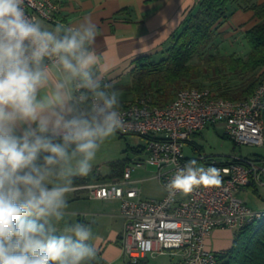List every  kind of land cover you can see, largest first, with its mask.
I'll list each match as a JSON object with an SVG mask.
<instances>
[{"label": "clouds", "instance_id": "9594fccd", "mask_svg": "<svg viewBox=\"0 0 264 264\" xmlns=\"http://www.w3.org/2000/svg\"><path fill=\"white\" fill-rule=\"evenodd\" d=\"M24 6L0 0V264H92V225L57 226L74 180L125 127L120 93L99 72L91 19L49 29ZM220 182V169L190 160L165 189L174 198Z\"/></svg>", "mask_w": 264, "mask_h": 264}, {"label": "built area", "instance_id": "2783aa9c", "mask_svg": "<svg viewBox=\"0 0 264 264\" xmlns=\"http://www.w3.org/2000/svg\"><path fill=\"white\" fill-rule=\"evenodd\" d=\"M24 7L29 17L47 22H54L58 11L55 0H25ZM121 111L125 127L118 132L146 138L143 162L156 166L154 177L162 196H141L140 186L131 178V170L140 163L137 160L127 163L118 178L75 188H87L89 197L119 200L123 220L119 241L127 261L147 254H179L184 264H215V253L205 247L214 228L237 229L264 216V208H251L235 194L251 183L264 184V153L236 154L222 161L201 153L187 157L183 146L197 131L218 123L234 144L264 146V77L240 100L213 95L208 87L186 85L164 105H156L143 93L125 102ZM190 160L220 169V184L169 198L165 185Z\"/></svg>", "mask_w": 264, "mask_h": 264}, {"label": "crops", "instance_id": "0c3cea01", "mask_svg": "<svg viewBox=\"0 0 264 264\" xmlns=\"http://www.w3.org/2000/svg\"><path fill=\"white\" fill-rule=\"evenodd\" d=\"M55 1L58 11L49 29L58 23L76 25L85 18L91 19L97 25L99 34L95 49L100 57L99 72L105 82L113 83L119 90L122 104L134 96L129 88L133 78L134 60L139 56H148L151 61L162 58L171 34L179 28L183 18L198 0ZM256 22L257 18L251 9H233L229 17L217 29L220 33L217 48H235L236 41L233 38L235 34L243 37V32ZM145 142L146 138L141 136L140 143L126 144L129 150L126 155L111 161L105 172L91 171L88 179L74 180L75 186L118 178L123 168L120 162L123 161L126 165L133 160L140 162L131 170V178L139 185L146 178V176H140L138 171V168L145 165L143 162ZM154 173L155 171L151 175L152 178H155ZM242 191L247 190L240 188L235 191V194L241 198L238 193ZM162 194L147 198H159ZM141 196L144 197L142 190ZM242 200L249 205L244 199ZM67 202L66 211L71 214L69 223L92 225L94 234L92 243L98 253L94 264H127L119 241L123 227V220L119 213V200L89 197L87 188L81 187L75 188V191L68 194ZM249 206L257 209L264 208V195L253 196L252 204ZM234 230L227 227L214 228L205 239V247L215 254L224 253L232 244ZM136 264H184V261L179 254H147L138 258Z\"/></svg>", "mask_w": 264, "mask_h": 264}, {"label": "trees", "instance_id": "16d2710c", "mask_svg": "<svg viewBox=\"0 0 264 264\" xmlns=\"http://www.w3.org/2000/svg\"><path fill=\"white\" fill-rule=\"evenodd\" d=\"M235 8L251 9L257 18L243 32L248 46L245 55L222 53L217 48V29ZM164 51L157 61L148 56L134 60L129 85L134 96L149 94L153 103L161 106L172 100L181 87H202L207 82L213 95L231 100L246 98L264 77V0H198L171 34ZM231 77H237L238 82L231 83ZM120 165L125 166L123 161ZM246 187L259 196L254 184ZM215 258V264H264V216L235 229L231 246Z\"/></svg>", "mask_w": 264, "mask_h": 264}, {"label": "rangeland", "instance_id": "374dc122", "mask_svg": "<svg viewBox=\"0 0 264 264\" xmlns=\"http://www.w3.org/2000/svg\"><path fill=\"white\" fill-rule=\"evenodd\" d=\"M42 26L49 28L51 22L44 21L43 19L38 20ZM236 41L235 48H219L222 53H234L235 55H245L248 51V46L243 40L242 35L235 34L233 37ZM232 38V39H233ZM208 50L214 51L211 47ZM229 76H227L228 78ZM231 83L236 84L238 82L237 77H231ZM191 84V83H189ZM202 87H209L207 82L202 83ZM141 142V135L136 133H120L117 131L114 137L106 140L100 147L95 160L93 161L92 171H97L99 173L105 172L111 161L120 159L126 153H128V148L126 144L132 145L134 143ZM194 145L196 148H193ZM183 152L187 157H193L200 152L205 158L217 157L222 161H225L229 156L241 154L246 156H254L256 154L264 153V146L253 145V144H234L224 133L222 124L207 125L203 129L197 131L193 134L191 142L185 143L183 146ZM156 166L150 163H145L144 167L138 168L140 176H146L139 185L142 190V195L144 197H156L163 193L157 179L152 178L151 175L155 171ZM257 192L264 195V184L256 185ZM247 187H241V193L238 195L244 199L249 205L252 204L253 196L258 197L256 194L252 193ZM258 194V195H259ZM251 207V206H250ZM253 208V207H251ZM71 221V214L65 217V221L61 222L57 227L62 229L64 223H69Z\"/></svg>", "mask_w": 264, "mask_h": 264}]
</instances>
